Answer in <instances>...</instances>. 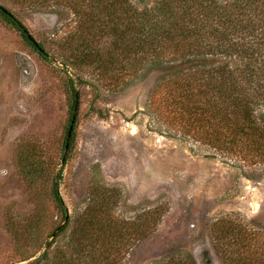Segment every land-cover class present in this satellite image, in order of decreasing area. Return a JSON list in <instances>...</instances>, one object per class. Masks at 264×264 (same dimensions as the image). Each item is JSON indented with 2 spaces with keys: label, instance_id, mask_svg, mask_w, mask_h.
Masks as SVG:
<instances>
[{
  "label": "rangeland",
  "instance_id": "374dc122",
  "mask_svg": "<svg viewBox=\"0 0 264 264\" xmlns=\"http://www.w3.org/2000/svg\"><path fill=\"white\" fill-rule=\"evenodd\" d=\"M0 5L17 14L47 54L0 17V264H28L46 251L40 264L60 260L62 251L72 264H89V247L70 237L88 209L97 217L89 226L91 245L101 251L126 237L122 264H157L175 251L197 263L210 251L222 264L211 231L222 217L264 232V164L222 152L177 125L150 65L120 86L107 85L97 71H75L86 82L75 77V139L63 161L71 121L62 62L72 13L12 0ZM59 175L64 220L52 195ZM152 209L161 217L148 234ZM136 227L144 234L134 240L128 233Z\"/></svg>",
  "mask_w": 264,
  "mask_h": 264
},
{
  "label": "trees",
  "instance_id": "16d2710c",
  "mask_svg": "<svg viewBox=\"0 0 264 264\" xmlns=\"http://www.w3.org/2000/svg\"><path fill=\"white\" fill-rule=\"evenodd\" d=\"M12 1L29 9L64 6L72 13L68 55L62 62L68 66L69 121L74 110L75 77L86 82L76 70L88 74L97 71L107 85L120 86L150 65L166 93V111L177 125L222 152L264 164V0ZM2 6L7 10L0 9L2 21L46 58L43 44L31 41L17 14ZM76 124L75 120L70 148ZM68 129L69 125L64 149ZM58 178L61 175L53 180L52 195L64 220L66 207ZM88 211L74 222L70 237L89 247V264H122L130 248L126 237L122 235L118 243L101 251V245H91L89 226L97 217ZM147 215L149 234L155 231L161 213L152 209ZM109 219L115 221L110 215ZM70 223L71 219L60 233ZM211 231L214 256L220 263L264 264V232L228 217L216 219ZM143 234L137 227L128 233L134 240ZM45 257L48 259V251L28 264H40ZM73 259L62 251L61 259L53 264H72ZM157 264L217 263L210 251L202 253L199 263L192 254L175 251Z\"/></svg>",
  "mask_w": 264,
  "mask_h": 264
},
{
  "label": "water",
  "instance_id": "95a60500",
  "mask_svg": "<svg viewBox=\"0 0 264 264\" xmlns=\"http://www.w3.org/2000/svg\"><path fill=\"white\" fill-rule=\"evenodd\" d=\"M0 9H2L3 11L7 12L6 8H4L2 5H0ZM24 33L27 35V37L37 43L34 38L32 37V35L26 30L24 29ZM75 106H74V113H73V116H72V119H71V122H70V125H69V129H68V132H67V139H66V144H65V154H64V157H63V161L65 159V156L67 154V151L69 149V145H70V141H71V137H72V132H73V128H74V124H75V120H76V114H77V111H78V100H79V96L78 94L76 93L75 95ZM67 219V218H66Z\"/></svg>",
  "mask_w": 264,
  "mask_h": 264
}]
</instances>
